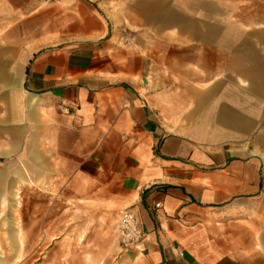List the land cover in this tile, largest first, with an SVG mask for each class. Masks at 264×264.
Returning <instances> with one entry per match:
<instances>
[{"label": "crops", "instance_id": "obj_1", "mask_svg": "<svg viewBox=\"0 0 264 264\" xmlns=\"http://www.w3.org/2000/svg\"><path fill=\"white\" fill-rule=\"evenodd\" d=\"M19 160L134 214L137 264H264V0H0V176Z\"/></svg>", "mask_w": 264, "mask_h": 264}, {"label": "rangeland", "instance_id": "obj_2", "mask_svg": "<svg viewBox=\"0 0 264 264\" xmlns=\"http://www.w3.org/2000/svg\"><path fill=\"white\" fill-rule=\"evenodd\" d=\"M20 164L15 161L13 172L3 171L0 176L4 199L0 206V264H137L134 255L120 251L116 222L108 224L101 216L87 213L84 206L70 207L63 194L38 189L33 180L23 182ZM0 169L5 170L1 165ZM16 192L18 204L12 209ZM39 219L46 220V234L51 238H43V223L42 237H37ZM26 234H30L29 246L25 245Z\"/></svg>", "mask_w": 264, "mask_h": 264}, {"label": "built area", "instance_id": "obj_3", "mask_svg": "<svg viewBox=\"0 0 264 264\" xmlns=\"http://www.w3.org/2000/svg\"><path fill=\"white\" fill-rule=\"evenodd\" d=\"M61 112L68 113V108L62 107ZM160 203L155 204V208H160ZM117 232L120 239L127 247L134 246L141 240V231L137 218L130 211H124L121 214L117 225Z\"/></svg>", "mask_w": 264, "mask_h": 264}]
</instances>
